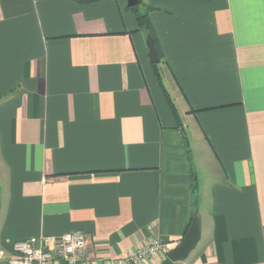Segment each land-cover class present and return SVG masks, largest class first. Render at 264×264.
<instances>
[{
  "label": "crops",
  "instance_id": "crops-1",
  "mask_svg": "<svg viewBox=\"0 0 264 264\" xmlns=\"http://www.w3.org/2000/svg\"><path fill=\"white\" fill-rule=\"evenodd\" d=\"M141 2L160 80L127 0H0V264L74 233L161 264L195 215L172 264H264V0Z\"/></svg>",
  "mask_w": 264,
  "mask_h": 264
},
{
  "label": "built area",
  "instance_id": "built-area-1",
  "mask_svg": "<svg viewBox=\"0 0 264 264\" xmlns=\"http://www.w3.org/2000/svg\"><path fill=\"white\" fill-rule=\"evenodd\" d=\"M87 244L88 238L82 233L31 237L13 243V256L7 264H88ZM164 250V244L153 240L128 254L120 264H142Z\"/></svg>",
  "mask_w": 264,
  "mask_h": 264
},
{
  "label": "water",
  "instance_id": "water-1",
  "mask_svg": "<svg viewBox=\"0 0 264 264\" xmlns=\"http://www.w3.org/2000/svg\"><path fill=\"white\" fill-rule=\"evenodd\" d=\"M141 0H127V4L129 7H134L139 5ZM145 44L148 50L149 61L151 64H157L159 62V58L157 55V51L155 49L154 41L151 35H147L145 39ZM200 238V226L199 221L196 215L193 218L191 226L182 241L175 247L172 251H170L167 255L168 259L172 262H180L183 261L187 255L193 250L195 245L197 244Z\"/></svg>",
  "mask_w": 264,
  "mask_h": 264
},
{
  "label": "trees",
  "instance_id": "trees-1",
  "mask_svg": "<svg viewBox=\"0 0 264 264\" xmlns=\"http://www.w3.org/2000/svg\"><path fill=\"white\" fill-rule=\"evenodd\" d=\"M75 1L82 2V3H89V2H93V1H97V0H75ZM141 5H143V10H144L143 12H141L139 9V6H141ZM129 10L133 13L138 28L140 30L144 31L147 35L149 34L152 36L153 41H154V45H155V49L157 51L158 58H159V60H161L162 59V53H161L158 41H157L156 36L153 32V29H152V26H151V23H150L149 17H148V13L150 11V8L145 6L141 2L137 6L130 7ZM152 67L155 71L157 78L160 80V75H159L158 70H157V65L153 64ZM166 99H167V103L170 106L173 114L176 115V110H175L173 104L171 103V101L168 99L167 96H166ZM161 264H172V262L169 259H165Z\"/></svg>",
  "mask_w": 264,
  "mask_h": 264
},
{
  "label": "rangeland",
  "instance_id": "rangeland-1",
  "mask_svg": "<svg viewBox=\"0 0 264 264\" xmlns=\"http://www.w3.org/2000/svg\"><path fill=\"white\" fill-rule=\"evenodd\" d=\"M139 9H140L141 12H143L144 11L143 10V5L139 6Z\"/></svg>",
  "mask_w": 264,
  "mask_h": 264
}]
</instances>
